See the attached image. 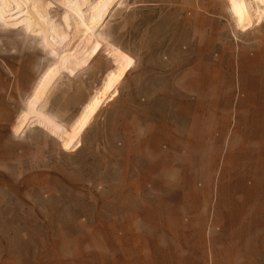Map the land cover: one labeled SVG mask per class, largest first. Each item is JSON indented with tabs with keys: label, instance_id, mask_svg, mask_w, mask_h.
<instances>
[{
	"label": "rangeland",
	"instance_id": "1",
	"mask_svg": "<svg viewBox=\"0 0 264 264\" xmlns=\"http://www.w3.org/2000/svg\"><path fill=\"white\" fill-rule=\"evenodd\" d=\"M94 1L0 0V237L10 232L17 249L21 228L26 264L50 227L59 239L97 236L117 216L92 203L109 199L115 172L145 171L135 127L180 119L181 108L227 115L230 128L264 114V99L243 96L264 83L261 0H248L259 25L229 0H113L83 21ZM189 77L235 98L155 96ZM166 150L162 162L180 167L181 146Z\"/></svg>",
	"mask_w": 264,
	"mask_h": 264
},
{
	"label": "crops",
	"instance_id": "2",
	"mask_svg": "<svg viewBox=\"0 0 264 264\" xmlns=\"http://www.w3.org/2000/svg\"><path fill=\"white\" fill-rule=\"evenodd\" d=\"M193 77L182 91L154 94L235 98L234 92L215 91L212 82L200 91ZM243 94L264 99V83L247 86ZM179 111L180 119L154 120L133 130L145 141L135 149L145 171L122 178L115 172L109 199L92 203L99 212L109 205L117 215L111 223L97 226V236L83 231L66 239L50 227L48 237L34 239L40 246L30 252L33 264H264V114L251 118L250 125L230 128L227 115ZM177 146L181 166L170 169L162 160L169 155L166 148ZM16 233L17 249L10 247V232L0 237V259L26 264L25 233L21 228ZM69 243L72 249L59 246Z\"/></svg>",
	"mask_w": 264,
	"mask_h": 264
},
{
	"label": "bare ground",
	"instance_id": "3",
	"mask_svg": "<svg viewBox=\"0 0 264 264\" xmlns=\"http://www.w3.org/2000/svg\"><path fill=\"white\" fill-rule=\"evenodd\" d=\"M112 1L113 0H97V1H94L92 6L88 10V14L85 17L82 16L83 21L95 20L98 17V15H101V13L105 12L108 8H110L112 6V4H113ZM69 3H70V5H73L74 2H73V0H69ZM235 8H236L238 14L240 15L241 20L244 23L250 24L251 22H253L256 25L260 24V14L257 12L256 8L255 9L253 8L251 1L246 0V2L243 4L235 5ZM74 11L75 10H73V12ZM77 13H78V11H77ZM77 13H75V14H77ZM80 24L83 27V30L81 33V34H83L85 26L82 24V22ZM81 25H80V27H81Z\"/></svg>",
	"mask_w": 264,
	"mask_h": 264
},
{
	"label": "snow or ice",
	"instance_id": "4",
	"mask_svg": "<svg viewBox=\"0 0 264 264\" xmlns=\"http://www.w3.org/2000/svg\"><path fill=\"white\" fill-rule=\"evenodd\" d=\"M229 2L235 6L245 3L246 0H229ZM261 2H264V0H261Z\"/></svg>",
	"mask_w": 264,
	"mask_h": 264
}]
</instances>
